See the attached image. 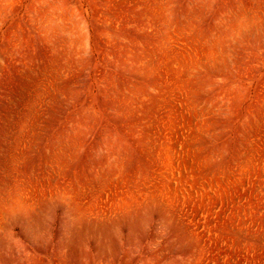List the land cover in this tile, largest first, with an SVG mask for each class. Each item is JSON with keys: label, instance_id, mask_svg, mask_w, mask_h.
Segmentation results:
<instances>
[{"label": "rangeland", "instance_id": "obj_1", "mask_svg": "<svg viewBox=\"0 0 264 264\" xmlns=\"http://www.w3.org/2000/svg\"><path fill=\"white\" fill-rule=\"evenodd\" d=\"M0 264H264V0H0Z\"/></svg>", "mask_w": 264, "mask_h": 264}]
</instances>
